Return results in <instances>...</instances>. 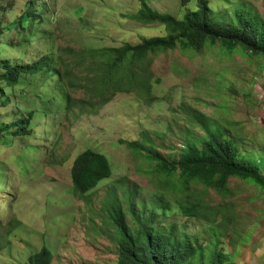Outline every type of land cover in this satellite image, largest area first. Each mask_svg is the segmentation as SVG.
I'll return each instance as SVG.
<instances>
[{
	"label": "rangeland",
	"instance_id": "rangeland-1",
	"mask_svg": "<svg viewBox=\"0 0 264 264\" xmlns=\"http://www.w3.org/2000/svg\"><path fill=\"white\" fill-rule=\"evenodd\" d=\"M142 1L179 21L196 9L195 1L183 8L179 0ZM29 5L36 20L25 34L14 23ZM209 5L217 19L232 21L245 8L264 22V0ZM140 8L138 0H0V264H27L43 246L51 264H116L117 236L104 209L112 188L132 230L133 215L149 217L203 247L206 263L219 251L225 264H264V185L231 178L221 191L198 181L186 188L144 151L176 161L185 145L204 140V119L238 149V162L264 174V61L218 44L199 53L177 48L148 55L141 78L131 75L119 93L100 97L96 52L167 37L163 26L132 19ZM41 57L49 64L21 75L14 88L2 80L5 60ZM29 112L30 135L15 136V123ZM86 149L103 154L111 169L89 193L90 204L70 179L74 158ZM191 205L196 217L181 209Z\"/></svg>",
	"mask_w": 264,
	"mask_h": 264
},
{
	"label": "trees",
	"instance_id": "trees-1",
	"mask_svg": "<svg viewBox=\"0 0 264 264\" xmlns=\"http://www.w3.org/2000/svg\"><path fill=\"white\" fill-rule=\"evenodd\" d=\"M138 14L132 19L141 25H159L167 31V37L144 40L136 47L124 46L121 49L98 51L101 58V75L98 77V88L95 93L102 97L107 92L119 93L120 88L131 81L141 78L140 72H147L145 59L148 55L165 53L177 48L184 52L199 53L205 48H213L218 44L227 54L240 48L249 57L264 61V22L256 13L247 12L245 8L235 11L234 20L217 19L211 13L209 0H179L180 6L186 7L195 1L196 9L177 20L169 15H161L152 11L142 0ZM32 5L23 12L14 25L26 34L36 16L30 12ZM48 59L41 57L35 62L11 65L8 60L3 62L4 72L1 76L8 87L14 88L21 75H34L40 72ZM128 67V72L126 70ZM137 71V72H136ZM139 71V72H138ZM129 73V75H127ZM130 81V82H131ZM146 84L148 81H144ZM66 104L65 95L58 98ZM32 112L26 118L15 123V136H28ZM199 118V116H197ZM200 120V118H199ZM204 130V140L194 144L188 143L176 161L168 162L158 153L144 149L145 157L155 162L159 172L171 175L178 174L180 184L186 188L192 181H198L208 188L223 190L231 178L249 180L258 185H264L263 172L253 165L237 161L238 149L223 135L208 126L207 121L200 120ZM5 131L0 128V135ZM131 149H142L141 146L130 143ZM111 169L107 158L96 151L86 149L76 155L70 168V179L73 192L85 196L91 203L89 193L99 182L108 179ZM104 209L108 212L111 226L117 236L116 264H225L226 258L222 252L214 251L206 263L203 247L192 245L189 236L179 239L175 226L159 229L153 225L152 218H136L137 228L132 230L125 219V212L117 198L115 188L106 195ZM186 217H196L198 206L181 207ZM53 254L46 247L29 256L27 264H51Z\"/></svg>",
	"mask_w": 264,
	"mask_h": 264
}]
</instances>
